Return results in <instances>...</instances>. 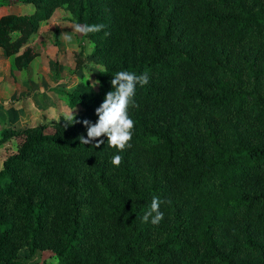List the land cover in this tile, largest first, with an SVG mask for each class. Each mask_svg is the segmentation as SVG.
<instances>
[{
	"label": "trees",
	"instance_id": "obj_1",
	"mask_svg": "<svg viewBox=\"0 0 264 264\" xmlns=\"http://www.w3.org/2000/svg\"><path fill=\"white\" fill-rule=\"evenodd\" d=\"M10 4L27 7L0 17V49L19 69L35 55L20 47L57 8L105 25L77 33L99 84L65 91L76 120L95 123L116 72L149 83L123 152L107 137L81 144L86 127L63 115L3 128L0 141L19 140L0 168V264H26L22 250L52 264H264V0H0ZM153 197L157 225L141 220Z\"/></svg>",
	"mask_w": 264,
	"mask_h": 264
},
{
	"label": "rangeland",
	"instance_id": "obj_2",
	"mask_svg": "<svg viewBox=\"0 0 264 264\" xmlns=\"http://www.w3.org/2000/svg\"><path fill=\"white\" fill-rule=\"evenodd\" d=\"M26 10L27 7L20 5L1 6L0 17L8 13L23 14ZM68 16V11L57 8L48 19L39 21L38 30L31 34L29 40L18 51L21 53L23 48L34 46L31 48L35 55L25 69H19L14 65L12 60L14 55L12 57L5 55L0 49V75H3L0 82V138L1 131L7 126L23 128L49 124L59 115H67L72 107L67 105L65 91L72 90L82 79L91 84L97 81L99 65L88 56L91 45L87 41L81 44L84 49L79 45L74 24L68 20ZM65 34L71 35L72 40L66 42L63 39ZM55 35L59 42L57 45ZM83 59L85 67L78 62ZM24 100L29 103L24 104ZM17 102L21 103L18 109L14 108ZM49 106L52 110L41 118L38 110L46 111ZM78 109V106L74 107L75 112ZM30 112H36L35 117H38L34 118L32 123L25 121L29 118L27 113ZM14 115L17 118L21 117L17 124L14 123ZM18 140V136H11L0 141V168L3 159L15 152ZM20 256L26 264L54 262L47 251H37L34 255L28 256L27 251L22 250Z\"/></svg>",
	"mask_w": 264,
	"mask_h": 264
},
{
	"label": "clouds",
	"instance_id": "obj_3",
	"mask_svg": "<svg viewBox=\"0 0 264 264\" xmlns=\"http://www.w3.org/2000/svg\"><path fill=\"white\" fill-rule=\"evenodd\" d=\"M103 24H75L74 31L80 35L87 36L100 32ZM19 35V34H17ZM107 35V33H105ZM63 39L72 40V36L65 34ZM110 81L111 90L105 93L102 102L94 109L98 117L95 123L88 119L78 121L75 118L74 108L70 109L64 117V127L76 122L82 123L86 127V137L80 136V143L99 147L104 143L103 137H107L110 148H115L117 152L126 151L131 147V141L135 128V121L129 115V109L138 107L133 97L137 86L143 87L149 83L148 73L136 74L127 70L118 71ZM99 84L93 81L92 86ZM114 167H119L123 163L121 155H114L111 158ZM163 201L159 197H153L149 209L141 217L142 222H150L157 225L163 219V212L160 205Z\"/></svg>",
	"mask_w": 264,
	"mask_h": 264
},
{
	"label": "crops",
	"instance_id": "obj_4",
	"mask_svg": "<svg viewBox=\"0 0 264 264\" xmlns=\"http://www.w3.org/2000/svg\"><path fill=\"white\" fill-rule=\"evenodd\" d=\"M3 80V75H0V82ZM1 84V83H0ZM5 85H7V84H5ZM24 104H26V103H29L27 100H24V102H23ZM23 104V105H24ZM16 106H14V108H16V109H18L19 107H20V105H21V103H19V102H17L16 104H15ZM22 105V106H23ZM54 107V106H53ZM4 108L5 109H7V107L6 106H4ZM3 108V109H4ZM50 110H52V108L49 106L48 108H47V110L46 111H43L42 109H39L38 111H39V116L41 117V118H43V116L44 115H47L49 112H50ZM15 116V115H14ZM36 116V112H30V113H27V117H29V118H27V119H25V121H27V122H29V123H32V121H33V119L35 118V119H37L38 117H35ZM52 116V115H51ZM54 116V115H53ZM21 119V117L19 116L18 118L15 116L14 117V123L15 124H17L16 122H18L19 120Z\"/></svg>",
	"mask_w": 264,
	"mask_h": 264
}]
</instances>
